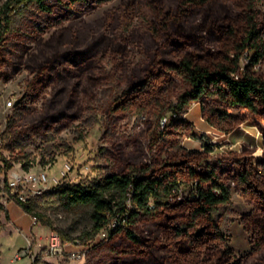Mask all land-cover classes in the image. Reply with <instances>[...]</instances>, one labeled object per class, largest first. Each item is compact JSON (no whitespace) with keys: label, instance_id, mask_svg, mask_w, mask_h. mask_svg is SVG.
Returning <instances> with one entry per match:
<instances>
[{"label":"rangeland","instance_id":"1","mask_svg":"<svg viewBox=\"0 0 264 264\" xmlns=\"http://www.w3.org/2000/svg\"><path fill=\"white\" fill-rule=\"evenodd\" d=\"M122 2L112 0L98 5L94 0H47L52 11H44L33 2L0 0V19L8 13L12 20L11 32L0 50V152L14 164L9 172L24 170L27 162L30 170L44 169L60 177L64 164L70 163L72 169L60 185L87 186L112 172H122L126 163L156 164L178 141L188 149L211 146L212 160L223 171L228 166L221 160L245 145L254 149L250 155L254 163L262 161L263 133L253 121L244 122L227 133L209 125L201 115L199 104L192 103L182 118L194 125L193 134L166 137L160 145L154 146L150 133L156 129L164 132L170 125L161 129L164 117L157 124L153 114L114 112L113 100L142 79L156 53L152 37L139 19L129 30L125 29ZM168 4L176 8L174 2L168 1ZM257 8L264 12V0L259 1ZM164 58L174 60L169 53L164 54ZM249 59L247 52L243 64ZM47 60L53 65L42 78L35 80L40 66ZM239 112V109L233 110L235 114ZM172 114L176 113L167 117ZM9 127L23 133L28 155L24 160L15 161L6 146L3 132ZM3 167L2 162L0 204L6 206L9 217L0 213V223L4 226L0 232V264H33L39 253L47 264H149L123 253L131 246V239L126 235L114 240L97 235L93 241L82 245L72 242L60 257L48 256L46 247L50 234L57 231L42 225L44 228L34 232L29 214L7 192ZM228 183L231 203L221 207L219 215L230 247L238 259L246 258L252 245L241 217L251 211L254 204L239 194L232 180ZM182 188L187 195L188 187ZM49 192L33 203L53 221L55 228L73 237L91 229V207L71 206ZM130 229L156 255L168 253L159 219L145 216L136 228ZM28 246L30 256L18 258L17 254ZM72 251H80L81 258H72ZM252 260L246 258L242 264H251Z\"/></svg>","mask_w":264,"mask_h":264},{"label":"trees","instance_id":"2","mask_svg":"<svg viewBox=\"0 0 264 264\" xmlns=\"http://www.w3.org/2000/svg\"><path fill=\"white\" fill-rule=\"evenodd\" d=\"M52 11L47 0H21ZM79 2L83 0H71ZM98 5L112 0H94ZM174 2L176 8L169 6ZM260 0H123L121 18L129 30L139 19L149 31L156 53L141 80L121 91L112 102L114 112L131 115L153 114L157 124L174 112L164 132L150 133L158 146L166 137L191 135L194 125L182 118L185 109L197 103L203 119L218 130L230 133L244 122L253 121L263 133L262 161L254 163L253 148L243 146L221 160L222 170L212 158L213 148L188 149L179 141L156 164L126 163L122 172H112L93 184L64 183L49 193L71 206L92 208V227L77 237L55 228L53 221L37 210L36 203H24L10 193L7 176L14 164L0 152L4 163L7 192L11 199L38 223L56 230L64 241L87 243L103 229L111 240L121 235L131 239L123 253L149 264H264V12ZM0 19V50L11 32L8 13ZM249 62L243 64L246 53ZM169 53L174 60L165 59ZM4 62L5 59L3 60ZM47 60L35 80L52 66ZM260 65V68L258 67ZM234 109L241 112L235 114ZM1 133V129H0ZM23 133L11 127L3 132L15 161L27 158ZM24 170H30L24 163ZM232 180L239 194L254 204L241 223L250 236L252 249L238 259L225 234L221 207L231 203ZM188 187L189 193H183ZM9 211L0 204V213ZM160 220L166 255L156 253L134 231L143 217ZM4 226L0 223V232ZM35 245V240L31 248ZM2 251L0 249V262ZM43 262L36 255L33 264Z\"/></svg>","mask_w":264,"mask_h":264},{"label":"built area","instance_id":"3","mask_svg":"<svg viewBox=\"0 0 264 264\" xmlns=\"http://www.w3.org/2000/svg\"><path fill=\"white\" fill-rule=\"evenodd\" d=\"M9 104H13L12 101ZM173 117H177V114H172L170 117H164L161 120V129L165 128L171 123ZM72 169L70 163H65L59 177L57 174H51L48 170H19L11 171L7 176V183L10 189L11 195L17 200L24 203H32L36 198L46 194L53 188L61 184L63 177ZM33 218V224H39L37 218ZM117 227V223H112L101 231L99 235L108 237L109 232ZM82 242H77L76 245H82ZM68 245H73L70 241H64L58 232H51L49 242L47 245V255L51 257H60L65 254ZM72 258H81L80 251H72ZM30 256V247L22 250L17 254L18 258ZM35 259V257H34Z\"/></svg>","mask_w":264,"mask_h":264},{"label":"crops","instance_id":"4","mask_svg":"<svg viewBox=\"0 0 264 264\" xmlns=\"http://www.w3.org/2000/svg\"><path fill=\"white\" fill-rule=\"evenodd\" d=\"M15 204V203H14ZM16 205V204H15ZM17 206V205H16ZM10 210V209H9ZM30 217H31V220H32V225H33V228H34V232H38V230H39V228L40 227H43L40 223L39 224H36V225H34L33 224V218H32V216L31 215H29ZM44 228V227H43Z\"/></svg>","mask_w":264,"mask_h":264}]
</instances>
